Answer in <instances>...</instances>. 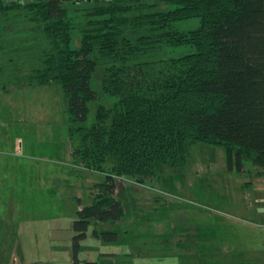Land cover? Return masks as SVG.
<instances>
[{
	"label": "trees",
	"instance_id": "16d2710c",
	"mask_svg": "<svg viewBox=\"0 0 264 264\" xmlns=\"http://www.w3.org/2000/svg\"><path fill=\"white\" fill-rule=\"evenodd\" d=\"M191 17L195 27L178 28ZM184 44L194 49L162 56ZM26 49L30 59L14 57ZM0 56L3 89L14 76L60 85L71 161L106 173L77 210L74 253L91 218L125 214L116 179L142 184L163 164L183 166L186 138L221 146L229 169L250 162L264 175V0H0Z\"/></svg>",
	"mask_w": 264,
	"mask_h": 264
},
{
	"label": "rangeland",
	"instance_id": "374dc122",
	"mask_svg": "<svg viewBox=\"0 0 264 264\" xmlns=\"http://www.w3.org/2000/svg\"><path fill=\"white\" fill-rule=\"evenodd\" d=\"M197 24V17L176 22L180 29ZM16 28L20 48L29 46ZM193 49L166 47L162 56ZM16 55L27 60L33 53ZM17 78L8 82L11 94L0 78V264H71L74 257L98 264H263L247 254L253 246L257 258L264 253V218L253 211L264 205V175L250 162L227 168L221 146L192 138L185 139L183 166L163 164L142 184L116 179L125 214L115 222L91 218L74 253L77 210L92 201L106 173L71 161L60 85L23 88ZM93 229L115 230L116 237Z\"/></svg>",
	"mask_w": 264,
	"mask_h": 264
},
{
	"label": "crops",
	"instance_id": "0c3cea01",
	"mask_svg": "<svg viewBox=\"0 0 264 264\" xmlns=\"http://www.w3.org/2000/svg\"><path fill=\"white\" fill-rule=\"evenodd\" d=\"M3 58V57H2ZM1 58V56H0V61H3L4 59H2ZM23 88H25L24 86H22ZM10 88H6V89H3L4 91L6 90V92L8 93V90H9ZM23 91V90H22ZM12 92H9L8 94H11ZM5 102V101H4ZM9 104H10V108H12L13 107V104L11 103V102H9ZM16 106V105H15ZM14 109V108H13ZM20 139V138H19ZM258 176L260 175V174H257ZM260 202H264V197H262V198H260ZM253 211L254 212H260V214L262 215V217L264 218V205L263 206H257V207H254L253 208ZM236 249H237V246H236ZM256 249H257V247H255V246H253L252 248H250V250H249V253L247 254L251 259H252V257H254V259H256V260H260V261H262V263L264 264V253L262 254V256L261 257H259V258H257L256 257ZM255 254V255H254ZM254 255V256H253Z\"/></svg>",
	"mask_w": 264,
	"mask_h": 264
}]
</instances>
